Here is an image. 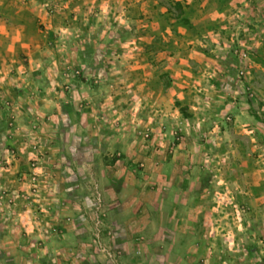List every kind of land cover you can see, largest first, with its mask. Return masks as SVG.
I'll use <instances>...</instances> for the list:
<instances>
[{
  "label": "rangeland",
  "instance_id": "374dc122",
  "mask_svg": "<svg viewBox=\"0 0 264 264\" xmlns=\"http://www.w3.org/2000/svg\"><path fill=\"white\" fill-rule=\"evenodd\" d=\"M40 3L61 30L20 57L28 72L0 65V264L143 262L155 239L140 230L124 253L115 217L133 198L155 213L168 182L200 230L191 264H264V0H75V20ZM107 34L74 62L76 35ZM93 97L115 103L92 112L108 125L73 131Z\"/></svg>",
  "mask_w": 264,
  "mask_h": 264
},
{
  "label": "crops",
  "instance_id": "0c3cea01",
  "mask_svg": "<svg viewBox=\"0 0 264 264\" xmlns=\"http://www.w3.org/2000/svg\"><path fill=\"white\" fill-rule=\"evenodd\" d=\"M74 1L75 0H54L55 12H60L62 15H74L73 20H75V15L81 13L82 8L80 7L81 5H75ZM44 6L45 4L40 3V0H0V65L7 69L13 68L16 72H28V64H23L22 58L20 57L25 54L28 56L31 54L34 56L41 55L43 52V46L46 44L47 33L50 32V30H61L62 23H54L52 25L50 23L47 24ZM56 25L59 27H56ZM75 26L77 25L75 24ZM103 32L106 33V30L104 29ZM101 35L98 38H88V36L86 38H79L77 37L78 35L75 36L78 39L72 40L75 48H72L73 51H71L75 63L82 64L84 63L83 61L85 58L88 59V47L99 46L103 48V52L106 47L107 49L111 48L114 44V40L110 39L108 34L107 36ZM59 40H61V38H59ZM60 42L62 45L64 44L63 40ZM81 45H84V47L87 48V53L80 51L79 48L82 47ZM35 46L38 48H34ZM89 49L91 50V48ZM107 55L109 54L103 53L102 61H105ZM109 75L112 74L108 73V76ZM71 88L73 94L78 91V86L76 85ZM171 90H173L172 86L167 90L165 89V91H167L166 96H168L169 100L168 98H165L163 99V103L160 102L164 109L163 111L166 112V108L170 104L171 96L175 94V90L174 92ZM181 94H183V92L177 91L176 96H180ZM75 96L78 97L77 93ZM91 100H93V103L89 100L90 105L87 104L85 106L86 109H89V112H87L86 115H80L81 113L76 108V111L73 114L74 119L72 120L73 131L78 133L79 128H90L91 125L95 126L96 123L98 126H107L109 123L108 120H103L102 117H95L92 112H105L108 108L110 111L111 109H117L114 105L115 103L112 104L110 102L109 104L106 102V105H100L97 103V108L93 109L92 105L96 102V99L93 97ZM159 100L160 99L156 100L157 104L159 103ZM105 106L108 107L104 109ZM97 114L99 115L100 113ZM94 118L97 119L98 122L95 123L93 121L95 120ZM106 142H109V140ZM159 169V166L155 168L157 172H160ZM166 186H169L170 189L167 199H157L151 204L152 207H155V213L146 215V217L142 218L139 212L136 213L140 204L138 205L137 199L133 198L131 202L127 203L129 209L127 216L117 214L115 217V219L119 218V220L123 221L126 225H124V230L118 235V237H124L125 239L123 240L124 242H120L124 247V253L125 250L126 253L129 254H134L136 252L137 249L134 239H136V234H139L140 230L146 231L147 235L149 234L153 237L152 239H155L153 240V245H155V247L151 249L149 257L143 262L141 259L132 264H191L188 255L189 248H187V245L189 244L190 237L193 235H199L200 230L196 231L195 227H191L192 223H194L193 221L196 220L195 217L188 212H180L176 209V207L181 204H189V201L184 202L183 200H179L178 198L180 196L178 195L177 198H175L174 191L182 190V188L169 182ZM178 201H181V203ZM119 202L125 204L121 200H119ZM162 206H172L168 214L164 217L162 213L159 212L160 207ZM144 222H146L147 225H143L142 228H139L142 225L141 223ZM100 258L101 259L98 261L99 263L92 264H105L102 257ZM126 259L127 258H124L122 264H131V262L126 261Z\"/></svg>",
  "mask_w": 264,
  "mask_h": 264
},
{
  "label": "trees",
  "instance_id": "16d2710c",
  "mask_svg": "<svg viewBox=\"0 0 264 264\" xmlns=\"http://www.w3.org/2000/svg\"><path fill=\"white\" fill-rule=\"evenodd\" d=\"M172 3H173V6H174V8H177V9H181V4H180V2L179 1H171ZM167 10V12H168V14H170V18L171 19H173L174 21H178L179 20V16H175L174 14H173V9H171V7H169L168 9H166ZM182 20V19H181ZM180 20V21H181ZM181 22H186V20L185 19H183Z\"/></svg>",
  "mask_w": 264,
  "mask_h": 264
}]
</instances>
